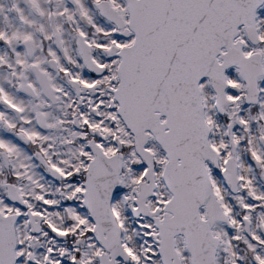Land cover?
Wrapping results in <instances>:
<instances>
[{
    "label": "snow or ice",
    "instance_id": "obj_1",
    "mask_svg": "<svg viewBox=\"0 0 264 264\" xmlns=\"http://www.w3.org/2000/svg\"><path fill=\"white\" fill-rule=\"evenodd\" d=\"M0 264H264V0H0Z\"/></svg>",
    "mask_w": 264,
    "mask_h": 264
}]
</instances>
